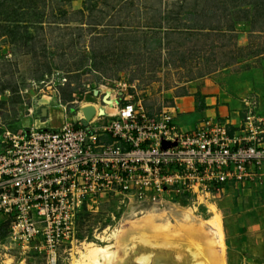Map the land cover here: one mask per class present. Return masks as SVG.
I'll return each instance as SVG.
<instances>
[{"label":"rangeland","instance_id":"rangeland-1","mask_svg":"<svg viewBox=\"0 0 264 264\" xmlns=\"http://www.w3.org/2000/svg\"><path fill=\"white\" fill-rule=\"evenodd\" d=\"M248 1L263 8L261 0H0V149L8 134L89 122L77 113L81 103L113 107L121 95L141 101L151 115L180 101H195L198 113L207 106L205 87L220 84L236 96L255 95L264 111V54H257L264 51V33L253 34L250 23L239 21ZM231 27L236 33L225 34ZM230 50L237 61L217 68ZM192 118H181L179 126L194 127ZM165 203L159 208L178 220L218 216L227 264H264V191ZM142 205L111 196L85 203L74 244L60 251L58 264L79 261L89 244L107 246L116 230L152 208ZM135 242L126 264H147L138 259L143 254L196 263L190 250L178 256L177 245ZM0 264L47 263L0 218Z\"/></svg>","mask_w":264,"mask_h":264},{"label":"built area","instance_id":"built-area-1","mask_svg":"<svg viewBox=\"0 0 264 264\" xmlns=\"http://www.w3.org/2000/svg\"><path fill=\"white\" fill-rule=\"evenodd\" d=\"M111 108L114 114L89 122L31 128L2 141L0 218L47 264H58L60 251L74 244L79 209L101 197L203 202L264 186V111L255 95L230 111L237 123L204 110L186 129L177 107L151 115L121 95Z\"/></svg>","mask_w":264,"mask_h":264},{"label":"bare ground","instance_id":"bare-ground-1","mask_svg":"<svg viewBox=\"0 0 264 264\" xmlns=\"http://www.w3.org/2000/svg\"><path fill=\"white\" fill-rule=\"evenodd\" d=\"M77 113L85 121H90L102 113L112 115L114 110L111 107L85 101L80 104ZM163 204L166 203H145L142 206L150 205L152 208L135 214L134 218L127 221V228L116 230L107 240V246L87 245L80 260L73 264H126L127 252L133 251L132 244L136 248L134 242L138 240L147 247H150L151 243L158 245L165 242L173 247L177 245V248L173 249L178 256H182L185 249L190 250L193 253L191 260H196L195 264H227L222 225L218 216L206 222H198L195 216L189 217L184 214V218L178 220L173 213L159 208ZM135 252L138 251L135 250ZM148 252L143 249V253ZM143 255L145 256L138 259L146 261L147 264H152L153 261V264L157 261L158 264H170L161 256L159 258L157 255L152 257L150 254Z\"/></svg>","mask_w":264,"mask_h":264},{"label":"crops","instance_id":"crops-1","mask_svg":"<svg viewBox=\"0 0 264 264\" xmlns=\"http://www.w3.org/2000/svg\"><path fill=\"white\" fill-rule=\"evenodd\" d=\"M205 88L208 96L204 99V104L207 105L208 109L206 110L205 108V112L203 110H200V112L197 113L195 112V101L191 103H188L186 101H180V104L177 105V108H179V113L181 116L178 117L177 122H179L181 118L189 117H195V120H197L200 117L201 113L204 112L207 115H214L218 113L222 117H228L231 115L233 117L232 121L234 123H237L238 118L236 117V115L232 114V112L230 113V111L236 109L238 99L242 96L237 95V97L236 95H233L232 92L226 91L227 88H222L220 84L215 85L214 88ZM259 190H261V192L264 191V186Z\"/></svg>","mask_w":264,"mask_h":264},{"label":"trees","instance_id":"trees-1","mask_svg":"<svg viewBox=\"0 0 264 264\" xmlns=\"http://www.w3.org/2000/svg\"><path fill=\"white\" fill-rule=\"evenodd\" d=\"M261 2L264 3V0H261ZM263 8H260L259 4H256V1H248L245 3L243 7L244 14L246 15L243 19H239V21H242L244 23H250L251 24V33L254 34V32H260L264 33V29H258L256 30V24L258 25L259 22H264V4H262ZM260 9H263L262 11ZM262 28V27H260ZM228 33H236V30L231 27L228 29H225V34ZM241 33H247L246 30H242ZM231 35V34H230ZM241 54V53H240ZM259 54H264V51ZM236 53L234 50H230L226 53L221 55L220 58L217 61V68H223L230 64H233L237 61L238 56H236Z\"/></svg>","mask_w":264,"mask_h":264},{"label":"water","instance_id":"water-1","mask_svg":"<svg viewBox=\"0 0 264 264\" xmlns=\"http://www.w3.org/2000/svg\"><path fill=\"white\" fill-rule=\"evenodd\" d=\"M155 264H158V261Z\"/></svg>","mask_w":264,"mask_h":264}]
</instances>
